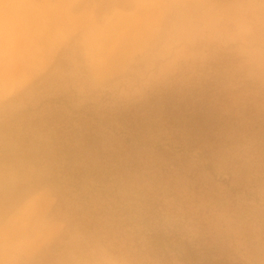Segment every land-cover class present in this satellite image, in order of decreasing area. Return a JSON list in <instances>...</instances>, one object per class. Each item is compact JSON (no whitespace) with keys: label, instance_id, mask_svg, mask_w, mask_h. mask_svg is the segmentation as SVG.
<instances>
[{"label":"rangeland","instance_id":"1","mask_svg":"<svg viewBox=\"0 0 264 264\" xmlns=\"http://www.w3.org/2000/svg\"><path fill=\"white\" fill-rule=\"evenodd\" d=\"M83 2L0 0V91L38 72L125 88L147 74V10L112 17L116 12L87 10ZM39 124L48 135L31 150L6 153L0 145V264L6 234L47 237L41 264H70L82 236L101 223H128L133 211L148 264H247L235 252V233L212 215L215 206L234 204V189L195 181L193 194L209 210L195 245L163 221L164 195L185 175L186 148L214 158L245 135L264 141V113L243 119L227 112L217 72L150 104L58 107ZM161 133L168 142L163 155Z\"/></svg>","mask_w":264,"mask_h":264},{"label":"clouds","instance_id":"2","mask_svg":"<svg viewBox=\"0 0 264 264\" xmlns=\"http://www.w3.org/2000/svg\"><path fill=\"white\" fill-rule=\"evenodd\" d=\"M136 7L147 10V74L127 88L119 82L86 85L44 72L11 86L5 83L0 91V145L6 153L38 146L48 135L39 119L54 108L150 104L159 93L190 89L209 71L218 73L227 112L243 119L264 113V0H147ZM158 147L161 155L168 150L163 133ZM184 171L164 195V226L179 230L187 244L195 245L201 237L200 219L209 210L194 196V183L222 184L235 190L234 204L215 206V222H226L235 233V252L247 264L264 257V141L245 135L214 158L199 147L186 148ZM142 240L133 211L128 223H101L82 236L69 253L70 264H148ZM50 243L42 235L9 239L6 234L3 264L10 259L12 264H41Z\"/></svg>","mask_w":264,"mask_h":264},{"label":"crops","instance_id":"3","mask_svg":"<svg viewBox=\"0 0 264 264\" xmlns=\"http://www.w3.org/2000/svg\"><path fill=\"white\" fill-rule=\"evenodd\" d=\"M145 2H147V0H84L83 5L88 3L85 6L87 10H102V12L111 16L116 12V14L112 16L114 17L120 15L130 16L135 12L145 11L144 9L136 7V5Z\"/></svg>","mask_w":264,"mask_h":264},{"label":"bare ground","instance_id":"4","mask_svg":"<svg viewBox=\"0 0 264 264\" xmlns=\"http://www.w3.org/2000/svg\"><path fill=\"white\" fill-rule=\"evenodd\" d=\"M103 53V52H102ZM125 58H126V56H125ZM97 59V58H96ZM125 61V60H124ZM119 63H121V62H119ZM118 68V67H117ZM108 70V69H107ZM107 70H106V72H107ZM114 70V69H113ZM104 72V71H103Z\"/></svg>","mask_w":264,"mask_h":264}]
</instances>
